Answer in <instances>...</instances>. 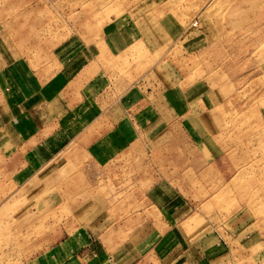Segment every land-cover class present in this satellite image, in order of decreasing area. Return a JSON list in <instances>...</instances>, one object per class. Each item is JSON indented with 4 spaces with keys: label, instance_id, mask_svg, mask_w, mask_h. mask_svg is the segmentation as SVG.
I'll return each instance as SVG.
<instances>
[{
    "label": "crops",
    "instance_id": "crops-1",
    "mask_svg": "<svg viewBox=\"0 0 264 264\" xmlns=\"http://www.w3.org/2000/svg\"><path fill=\"white\" fill-rule=\"evenodd\" d=\"M113 22L99 42L22 48L23 31L15 39L0 15V155L32 210L56 217L26 264H223L228 244L196 224L193 197L207 190L204 159L236 158L241 132L229 134L199 85L146 82L171 29ZM255 127L264 141V106Z\"/></svg>",
    "mask_w": 264,
    "mask_h": 264
},
{
    "label": "rangeland",
    "instance_id": "rangeland-1",
    "mask_svg": "<svg viewBox=\"0 0 264 264\" xmlns=\"http://www.w3.org/2000/svg\"><path fill=\"white\" fill-rule=\"evenodd\" d=\"M0 15L6 28L17 25L15 39L23 31L17 37L22 48L72 36L99 42L113 21L128 17L143 16L144 25L157 24L163 34L171 29L177 36L163 37L167 51L160 63L154 70L144 65L146 82L161 75L164 84L177 78L183 89L199 85L203 99L224 114L229 134L241 132L236 158L226 152L225 163L203 161L209 173L207 190L193 197L200 215L196 224L218 228L224 236L223 264H264V141L255 127L264 106V0H0ZM168 166L164 158L154 165L162 174ZM29 204L24 190L11 185L0 155V264H26L47 245L56 217Z\"/></svg>",
    "mask_w": 264,
    "mask_h": 264
}]
</instances>
